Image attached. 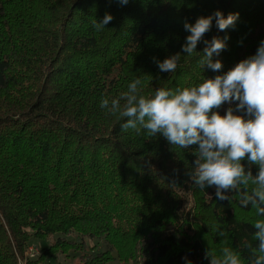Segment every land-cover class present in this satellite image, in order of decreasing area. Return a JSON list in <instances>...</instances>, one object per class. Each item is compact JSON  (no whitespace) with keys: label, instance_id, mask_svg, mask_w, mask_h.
Returning <instances> with one entry per match:
<instances>
[{"label":"trees","instance_id":"1","mask_svg":"<svg viewBox=\"0 0 264 264\" xmlns=\"http://www.w3.org/2000/svg\"><path fill=\"white\" fill-rule=\"evenodd\" d=\"M216 10L239 13L234 30L213 22L205 35L229 37L213 58L223 63L219 73L202 69L200 54L181 52L184 21ZM105 13L114 19L97 32L93 19ZM261 40L264 0H0V264L70 253L77 264H209L205 250L224 246L214 223L247 259L245 244L258 243L255 210L193 186L198 146L123 131L126 118L100 102L137 77L144 94L197 85L255 55ZM177 52L176 71L160 72L153 58ZM51 237L36 260L24 259L32 240Z\"/></svg>","mask_w":264,"mask_h":264},{"label":"clouds","instance_id":"2","mask_svg":"<svg viewBox=\"0 0 264 264\" xmlns=\"http://www.w3.org/2000/svg\"><path fill=\"white\" fill-rule=\"evenodd\" d=\"M116 2L123 7L129 0ZM113 19L105 13L99 22L93 19V27L97 32L102 31ZM238 20L239 13L225 16L220 10L207 17H197L194 24L185 20L183 29L190 34L181 52L187 56L198 53L202 69L221 72L223 63L213 58L227 49L229 37L213 36L207 40L205 35L211 31L213 22L218 31L224 32L234 30ZM200 43L204 45L202 53L196 51ZM181 57L177 52L162 62L153 58V62L160 72L171 73L176 71ZM142 85L140 77L133 79L127 91L118 97L102 98L101 109L109 115L126 118L121 124L123 131L132 129L140 135L144 130L149 136H162L171 146L184 150L198 146L194 152V172L189 173L193 186L202 192L214 187L219 201L238 198L239 205L244 209L251 206L257 217L253 239L258 243L255 247L252 243L245 244L250 252L247 259L229 245L227 232L219 223H214L213 232L223 238L224 246L219 254L206 249L204 258L209 264H264V40L260 41L255 55L214 78L202 77L197 85L156 88L150 94L143 93ZM223 105L229 106L221 115L219 110ZM252 166L258 169L255 175ZM171 187L175 188V184ZM183 259L185 264H192L186 257Z\"/></svg>","mask_w":264,"mask_h":264},{"label":"rangeland","instance_id":"3","mask_svg":"<svg viewBox=\"0 0 264 264\" xmlns=\"http://www.w3.org/2000/svg\"><path fill=\"white\" fill-rule=\"evenodd\" d=\"M55 241V237L48 238L47 240H41V241H31L29 244L28 250H32L33 257H30V253L28 250H26L24 254V259L27 260H36L40 254L42 249H46L49 246H51ZM89 247H92L94 242L88 241L87 242ZM77 255L70 253L68 257H64L61 254L56 255L54 258H46L45 261L41 262L40 264H77L76 261ZM112 264H119L118 262H114Z\"/></svg>","mask_w":264,"mask_h":264},{"label":"built area","instance_id":"4","mask_svg":"<svg viewBox=\"0 0 264 264\" xmlns=\"http://www.w3.org/2000/svg\"><path fill=\"white\" fill-rule=\"evenodd\" d=\"M29 251V253H30V257H33L34 255L32 254V250L30 249V250H28Z\"/></svg>","mask_w":264,"mask_h":264}]
</instances>
